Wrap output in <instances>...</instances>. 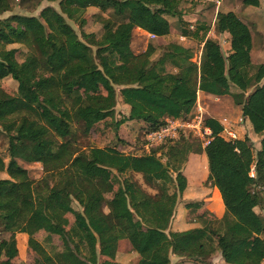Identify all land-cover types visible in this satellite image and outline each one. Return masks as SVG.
Here are the masks:
<instances>
[{
  "label": "trees",
  "instance_id": "1",
  "mask_svg": "<svg viewBox=\"0 0 264 264\" xmlns=\"http://www.w3.org/2000/svg\"><path fill=\"white\" fill-rule=\"evenodd\" d=\"M44 1L58 2L59 9L0 19V81L16 84L15 95L0 87V126L8 139L7 162L0 156V174L7 176L0 177V234L7 236L0 240V264H18V235L26 236L38 264H99L100 257L104 264H121L115 256L122 240L137 264H170V255L195 264H214L217 256L222 264L264 262V33L240 15L264 8L263 0H223L220 8L208 3L194 22L184 20L181 6L199 5L178 0H0V16L16 7L32 12ZM89 8L98 12L99 38L83 31ZM68 21L77 23L80 38ZM136 28L158 39L186 40L161 47L156 59L151 45L133 55ZM223 34L226 56L215 39ZM191 40L202 44L197 63ZM14 45L26 49L22 61ZM200 94L216 101L230 97L250 135L259 138L258 148L247 136L225 140L218 120L205 118L211 130L203 148L206 183L219 191L223 212L173 230L187 189L189 133L128 156L119 140L86 149L78 139L95 135L105 120L115 136L120 124L130 122L145 137L167 118H195ZM118 97L128 108L119 123ZM20 163L39 164L58 177L46 194L34 195L33 179Z\"/></svg>",
  "mask_w": 264,
  "mask_h": 264
},
{
  "label": "rangeland",
  "instance_id": "2",
  "mask_svg": "<svg viewBox=\"0 0 264 264\" xmlns=\"http://www.w3.org/2000/svg\"><path fill=\"white\" fill-rule=\"evenodd\" d=\"M263 3H264V0H263ZM46 6H51L56 10L59 9L58 2L49 3V2L44 1L41 3L39 8H37L36 10H34L32 12H27V11L20 9L19 7H16V8H14V10L12 12L3 13L0 16V19L6 18V17L10 16L11 14H24V15L37 16L39 14L40 10ZM202 7H203V5H199V6H196L194 9H189V8H187V6L182 5L181 8L183 9V11L184 10L186 11V14L184 16V20L187 22H194L196 20L195 19L196 14L198 13V11H200L202 9ZM250 8H252V7H250ZM221 10H224V8H221ZM97 14H98V12L94 8H89L84 12L83 17H85V19H86V25L84 26L83 31L87 34H93L97 38H99V36L102 33V27L98 23V19L96 17ZM240 15L242 17H245V18L251 20V21L256 22L258 27L260 28V30H262L264 33V8H254V9H248V10L245 9ZM68 23L72 26V28L75 30V32L77 33V35L80 38L81 29L78 27L77 23H75L73 21H68ZM136 32H137L136 30L133 31V37H132V41H131V45H130V53H132L133 55H139V54L145 52L146 49L148 48V46L151 45L156 51L154 56H153V59H156L160 55V52H161L160 48L161 47L165 46L166 44H168L170 42H176L177 41V35H171L165 39L150 40L145 34H141L140 32L136 33ZM208 36L210 38L215 37V35H213L212 30L209 32ZM215 39L221 45L222 41L224 40V37L223 36H217ZM189 45L194 51L195 57L193 58V62H195L198 60V58L200 56L202 44L197 42V41L191 40ZM12 47L16 48L19 51V54H17V58L19 61H22L24 56H25L26 49L20 45H14ZM221 49H222V53L226 56L225 45H221ZM261 60L264 61V56L261 57ZM0 87L7 94L15 95L16 84L12 79L7 78L3 81H0ZM231 92L235 93L236 89L232 87ZM198 97H199V95H198ZM230 101H231L230 97H225V99H223V100L216 101L214 99L212 100V99H208V98H204V97L202 99L201 95H200V97L198 98V107H202V111H204V114H203L204 118H214V119L221 121L223 118L237 119L239 117H242L239 114V112H235V108ZM127 113H128V108L121 103V99H119V97H118L117 104L115 106V119H114V121L119 123L121 121L122 117L127 115ZM111 123H112L111 120H105V121L101 122L98 125V130H97L96 134L93 135L92 137H81L80 136L78 139V145H80L81 148L86 147V149L90 146H93V145H99V146L104 147V146L109 145V144H114L117 140H119L125 144L124 146L120 145L121 148L125 149V151L123 153L124 156L132 155V153H135L138 155L147 154V151L151 147H157V146H150V147H148V149L145 148V146H146L145 137L146 136L144 137L139 124L130 123V122L125 123V124H120V128H119L120 130H118L117 136H115ZM241 133H242V138L247 136L248 138L251 139L254 149L258 148L259 138L253 137L250 135L249 122H247V121L245 122V125H244L243 129L241 130ZM189 134L190 135L186 136V137L189 138L188 141H189V146H190V153L188 154L189 156H188L185 168L183 170V173H184L186 179L188 178L189 180L192 181V179L193 180L199 179L200 174L204 168L203 167V161H202V159H200V154H201L200 151L202 150L203 147L201 146L199 139H197L191 133H189ZM7 148H8L7 135H6V132L4 131V129L0 126V156L2 158H4L6 162L8 160ZM20 165H22L25 169H27L29 171L30 176L33 179V183H32L31 188H32V193L34 195L46 194L49 191V189L52 187V185L55 183V181L58 177V174H56V173L45 174L42 171V167L39 164L26 165V164L20 163ZM0 177L7 178V176L5 174H0ZM133 179L136 182H138L140 184V186L147 193H149V194L155 193V191L153 189L147 187L143 183L140 175H133ZM195 183L196 182H193V184H195ZM191 189L194 191V189H196V187L192 186ZM190 203L191 202H188L186 204H190ZM184 208H186L185 204H184ZM104 211L107 212L106 209H104ZM197 216H198V214L196 213V209H190V208L187 209V218H186L187 226L189 223H194V220L196 218H198ZM185 228L186 227H181L178 224L173 225L174 230H183ZM4 237H7V236L0 234V240ZM44 237H45L44 235L43 236L42 235L37 236L39 241L42 242V244L47 247V244H45L44 240H43ZM56 241H57L56 238H54V239H52L51 243L53 245H56ZM125 241L128 243L127 240H125ZM120 243H122V242L120 241ZM17 244H18V249H19L18 264H38V262L36 260L37 258L27 248L25 235H18ZM105 262H106L105 258H103V257L99 258V264H104Z\"/></svg>",
  "mask_w": 264,
  "mask_h": 264
},
{
  "label": "crops",
  "instance_id": "3",
  "mask_svg": "<svg viewBox=\"0 0 264 264\" xmlns=\"http://www.w3.org/2000/svg\"><path fill=\"white\" fill-rule=\"evenodd\" d=\"M248 9H254V8L249 7L246 10ZM135 30L137 31L136 33L140 32L141 34L146 35V32L139 28H136ZM221 36H223L224 39L226 40V36L224 34ZM228 49H229V43L226 40V44H225L226 55ZM200 95L202 99L203 97L206 98V96H204L203 94ZM200 153H201L200 159H202L203 161V167H204L203 171L201 172L198 180L192 179L191 181L187 178V189L183 193L182 197L178 202V208L176 212L177 214H175V219L172 224V229H173V225H177V224L180 225L181 227H186L183 230L190 229L191 227L194 226V224L191 223H189L188 226L186 224L187 209L184 208V204L188 202L197 203L198 206L196 208V213L198 214V216H209V215L220 216L223 212V205L221 202V196L219 191L217 190V188L212 187L209 183H206L208 170H207L206 157L203 148L200 151ZM193 182L196 183L193 184ZM192 186L196 187L194 191L191 189ZM121 242L122 243L119 242L118 244L115 260L121 264H137V254L132 251L129 242L127 243L125 240H122ZM220 260H221L220 256H217L213 262L214 264H222ZM170 264H195V263L182 257L170 255ZM261 264H264V262H262Z\"/></svg>",
  "mask_w": 264,
  "mask_h": 264
},
{
  "label": "built area",
  "instance_id": "4",
  "mask_svg": "<svg viewBox=\"0 0 264 264\" xmlns=\"http://www.w3.org/2000/svg\"><path fill=\"white\" fill-rule=\"evenodd\" d=\"M189 4L196 5H205L213 4L216 8L222 6L223 0H178ZM190 29H193V26H190ZM146 36L150 40L158 39L155 35L147 34ZM179 42L185 41V37L178 36ZM226 40L224 39L221 45H225ZM196 60V59H195ZM196 63L199 62V58ZM199 98V97H198ZM196 117L192 119L181 118V119H165L164 125L158 130L152 131L146 134V146L148 149L150 146H158L164 143L166 140L175 139L179 136L180 133H191L197 139H199L201 146L204 148L211 141V130L204 125V111L202 107H198V99L195 105ZM246 118L239 117L237 119H226L223 118L221 121L218 120L221 126V136L227 141H235L242 138L241 130L243 129ZM251 176H254V173H251Z\"/></svg>",
  "mask_w": 264,
  "mask_h": 264
}]
</instances>
